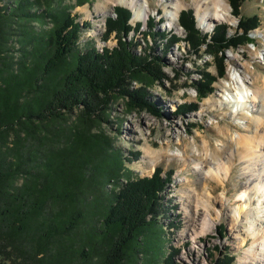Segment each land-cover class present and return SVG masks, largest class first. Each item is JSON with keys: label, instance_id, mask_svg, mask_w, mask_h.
I'll return each mask as SVG.
<instances>
[{"label": "trees", "instance_id": "obj_1", "mask_svg": "<svg viewBox=\"0 0 264 264\" xmlns=\"http://www.w3.org/2000/svg\"><path fill=\"white\" fill-rule=\"evenodd\" d=\"M75 1L0 0V264H173L179 249L170 245L166 252L160 220L171 208L164 192L174 169L158 165L151 176L133 177L130 157L105 129L120 99L126 114L159 112L150 96L168 79L167 51L161 56L152 44L151 52L136 51L139 43L127 37L143 33L144 24L133 25L125 6L106 19L102 39L115 35L114 46L83 42L91 22L81 23L73 9L91 0ZM244 1L230 0L239 17L232 33L229 23L203 33L192 8L179 15L185 37L158 32L156 17L148 20L145 34L163 38L154 40L157 46L167 50L183 40L196 55L205 47L215 62L216 75L207 66L197 69V100L177 112L197 110L214 92L228 50L254 43L251 33L262 20L241 16ZM235 259L224 252L213 264Z\"/></svg>", "mask_w": 264, "mask_h": 264}, {"label": "rangeland", "instance_id": "obj_2", "mask_svg": "<svg viewBox=\"0 0 264 264\" xmlns=\"http://www.w3.org/2000/svg\"><path fill=\"white\" fill-rule=\"evenodd\" d=\"M168 1L141 0V4L148 9V15L141 18L145 21L142 28L143 33L134 36L132 32L127 37L128 40L133 37L134 41L139 43L136 48L138 53H142L144 50L151 52L154 49L155 53L163 56V51H167L164 56L163 71L168 79L165 80L164 86L156 84L151 89L150 96L157 104L159 112L153 113L144 109L126 114V104L120 99L112 105V122L105 125V129L114 140L115 145L130 157L126 164L133 171V177L152 175L158 165H161L165 171L174 169V181L164 192L165 204L171 208L167 209L166 215L160 220L168 231L166 237L169 238V243L165 245L166 252L171 248L170 245L179 249L173 258V264H213L215 258L221 257L224 252L235 256V264H244L242 256L252 246L256 247L252 239L261 225H258L250 217L248 220L238 222L237 230L240 231V234H237V231L232 227L231 217L234 215L236 204L241 203L247 204L248 209L258 216L257 208L260 209L262 204L264 205L262 203L264 200H261L259 204H254V201L250 200L247 195L246 199L236 201L243 188V182L249 179L242 175L240 157H235L234 171L225 180L218 179L206 167L205 170L208 173L206 180L209 183V188H215V191L208 195L216 209H221V211H218L220 216L217 218V211L213 209L212 215L216 224L211 231L198 234L197 230L201 227V215L204 209L203 205H200V201L205 191L206 181L204 174L196 168L197 166L192 161H196L204 153V140L209 141L208 154H211L214 146H221L224 143L231 144L235 153H238L240 145L236 140L241 134L246 133L244 130H246L248 119H239L223 114L226 110L225 105L214 110L203 109L202 102L208 98L216 99L220 95L229 93L230 91L226 89L223 82L228 79L230 73L237 72V68L244 73L248 81L254 82L251 84V88L256 89L257 86H264V0H245L241 7V16L248 17L257 14L261 17V27L251 33L254 43L227 51L226 72L223 77H217L214 82V92L200 101L197 110H187L185 113L177 112V108L180 104L197 100L198 96L193 85L200 78L196 72L197 69L207 66L215 75L217 69L213 57L207 55L205 47L199 52L200 55H196L188 46H185L183 40H179L166 50L163 46H157L163 42L159 33L154 35V38L145 34L149 30L146 26L148 19L155 16L157 21L161 17L165 20L163 23H159L158 32H176L181 37L186 36L182 26L179 28L169 20V11L166 9L169 5ZM227 1L231 6L230 0ZM75 2V0H66V3L70 4ZM183 2L184 7L180 12L183 9L192 8L196 14L193 0H183ZM115 6L128 7L117 2L114 3L112 0H91L84 5H76L73 12L79 13L78 20L91 22L89 28L82 29L81 39L83 42L94 38L100 49L106 45L114 46L117 43L115 35L107 41L102 39L106 31L105 18L115 12ZM105 8L109 10L106 15L103 13ZM158 11L161 13L159 14ZM132 22L134 24L136 20L132 19ZM220 23H229L232 33L238 26L239 17L233 15L232 22L215 21L206 30L201 26L198 27L203 33H212L215 25ZM172 25L173 29H171ZM154 40L158 43H154ZM148 44H152L153 49ZM249 92L250 99H254L252 90ZM256 103L257 108L258 105H262V101ZM254 114L260 115L259 113ZM226 130L229 131V136L223 137L222 131ZM231 140L234 141L231 142ZM148 149L153 150L154 153H148ZM263 164L264 162L259 167L261 168ZM120 182H125V178L120 179ZM113 186L114 183L111 182L105 187L110 190ZM197 194L198 196H196ZM262 213L259 214L262 215ZM223 226L224 230L221 233L220 228ZM194 230L197 232L196 234ZM243 236L247 237L248 242L241 246L240 238ZM163 257L160 258V261H163Z\"/></svg>", "mask_w": 264, "mask_h": 264}, {"label": "bare ground", "instance_id": "obj_3", "mask_svg": "<svg viewBox=\"0 0 264 264\" xmlns=\"http://www.w3.org/2000/svg\"><path fill=\"white\" fill-rule=\"evenodd\" d=\"M114 3H120L133 9V20L141 19L148 15L147 7L141 4V0H112ZM196 8V15L198 26L204 30L208 29L209 25H212L215 21H229L232 22L231 6L227 0H193ZM169 20L177 27L180 28L178 23V16L180 10L184 7L183 0H169L168 1ZM144 7V8H143ZM149 7V5H148ZM109 10L104 9L103 13L106 15ZM147 19V18H146ZM237 72L230 73L228 79L223 83L229 93L218 96L216 99L208 98L202 102V108L208 110H214L222 108L225 105V111L223 114L230 115V117H236L239 119L247 118L246 133L241 134L236 142L240 145L238 153L236 154L233 146L228 143H224L221 146H214L211 154H208V140H204L203 147L204 153L196 161H192L196 168L204 174L205 186L204 193L200 205H203V214L200 216L202 219L201 227L197 230L198 234H204L212 230L215 219L212 215L213 209H216L215 205L211 202L210 195L215 191V188H209V183L206 180L207 170L206 167L220 180H225L234 171V159L236 156L240 157L242 162L243 177L249 178L243 182V188L239 192L236 201L246 199L249 195L254 204H259L261 200H264V86H257L256 89L251 88L250 82L245 77L244 73L237 68ZM239 74V76H238ZM238 76V77H237ZM253 92V98L250 99V92ZM260 98V100H258ZM261 102L262 105H258L256 102ZM261 109V110H260ZM259 113L257 116L254 113ZM239 115V116H237ZM223 137L229 136V131H222ZM233 139V138H232ZM234 140H231L233 142ZM206 149V151H205ZM203 150V148H202ZM148 153H154L153 150L148 149ZM208 190V191H207ZM210 194V195H208ZM198 196V194L196 195ZM264 203V201L262 202ZM217 218L220 216L221 209H216ZM219 211V212H218ZM263 212L262 215L259 213ZM258 216H255L251 209H248L247 204H236L234 215H232V227L240 234L238 222L242 220H248L250 217L261 228L256 231L252 242L256 244L252 246L249 251H246L242 256L244 264H264V205L261 208H257ZM260 221V222H259ZM263 223V225H262ZM199 227V226H198ZM257 229V228H256ZM194 230V233H197ZM194 235V234H193ZM248 239L246 236L240 238L241 246L246 245ZM254 261V263H253Z\"/></svg>", "mask_w": 264, "mask_h": 264}, {"label": "water", "instance_id": "obj_4", "mask_svg": "<svg viewBox=\"0 0 264 264\" xmlns=\"http://www.w3.org/2000/svg\"><path fill=\"white\" fill-rule=\"evenodd\" d=\"M83 23H84V21H83Z\"/></svg>", "mask_w": 264, "mask_h": 264}]
</instances>
